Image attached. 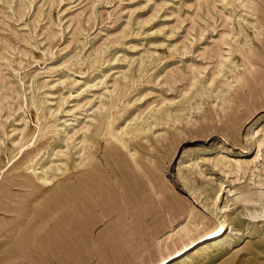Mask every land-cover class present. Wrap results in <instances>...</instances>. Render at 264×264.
<instances>
[{
  "label": "rangeland",
  "instance_id": "374dc122",
  "mask_svg": "<svg viewBox=\"0 0 264 264\" xmlns=\"http://www.w3.org/2000/svg\"><path fill=\"white\" fill-rule=\"evenodd\" d=\"M91 163L110 213L56 224L48 198ZM136 208L164 229L119 261L100 238ZM222 220L167 264H264V0H0V264H146Z\"/></svg>",
  "mask_w": 264,
  "mask_h": 264
},
{
  "label": "bare ground",
  "instance_id": "6f19581e",
  "mask_svg": "<svg viewBox=\"0 0 264 264\" xmlns=\"http://www.w3.org/2000/svg\"><path fill=\"white\" fill-rule=\"evenodd\" d=\"M113 132H110V134L108 133V135H111L112 137H116V132H114V134H111ZM84 142L86 143L92 142V137L91 136L86 137ZM112 151L111 150L107 151L108 153L107 157L109 156V159H111V164H112L107 167L108 171L111 172V175L115 176L116 179L120 178L118 180L123 181L120 183V186L121 184L123 185L124 183L126 184V187H127L130 182V179L125 169L126 163L124 162V160H121L120 157L118 158L116 156V153ZM103 160L106 161L107 159L105 158ZM76 166L77 165L74 164L72 159L69 158L65 160L64 162L60 163L59 165H57L55 170L60 173H64L66 171H70ZM94 167H95V164L93 163L92 165L91 163V166L89 165V167L86 169V172L82 174L81 178L79 177L80 178L79 182H81V185L79 188H77V191L74 185L71 186L69 184V185L63 186L61 191L58 192L56 195H52V196L50 195V198H48L50 200V205L47 206V210L48 211L51 210V212L56 210L59 215L56 219V222H55L56 224H61L63 226L70 227V228L77 227L79 225L86 226V227L87 225H89V227H91L94 206L100 208L103 214L108 213L110 211L109 210L111 208L109 204L110 202H107L106 201L107 199L103 197L106 189L104 188L99 178V175H100L99 171L97 170L98 172L96 173V170ZM92 169H94L93 172H92ZM44 173L45 172H43V174ZM35 176L41 179V181L43 182L47 183L49 181V179L45 177L44 175L40 177L39 175L35 174ZM54 176L55 175H53L52 177ZM219 194H220V190L217 191V195L213 198L214 204L216 203L219 197ZM93 196L95 200L93 201L94 203H92V200H91ZM241 201L250 202L252 200L249 197H245ZM128 215L131 216L130 223H128V226H129L128 228H130L128 232L119 230L118 227L115 226V224L113 223L114 225H111L101 238L99 237L101 239L100 242L106 245H109L110 246L109 248L112 247L113 254H114L113 256L120 259L119 261H124L127 258L131 259V258H137V257H146L147 254L148 253L150 254L155 248V246L153 248L154 239L157 238V236L164 229L163 224L160 222V219L157 218L152 213V211L147 208L145 209L136 208L134 211H130ZM249 215H251V217L258 216V215H253V213H250ZM146 216L147 217L150 216L149 221H147ZM237 219H238V215L236 214L233 217H230L229 223L230 224L232 223L234 226H236ZM146 221H147V225L145 224ZM144 225L146 226L144 227ZM227 227H228L227 222L225 220H222L220 222V225L217 227V229L205 235L199 236L195 240L191 241L188 244H184L182 247H180L176 251H173L172 253H168V254L160 253L161 257L159 256V258L158 256L157 257L150 256L146 264H167L169 261L173 260L174 258H177L181 256L182 254H184L186 251H189L190 249L194 248L196 246L194 245L195 243L198 244L199 242H202L204 240H208L210 238L219 236V234L225 228L227 229ZM143 228H146L145 231L143 230ZM190 231L191 229L189 228H183L179 230L178 232L168 234V236H166L165 239L160 240L159 242H157V244L159 243L164 244L174 237L182 239L183 236L187 237ZM224 233H225V230H224ZM126 242L129 244H125V247L122 246L123 243H126ZM215 246L216 245L211 244L210 246L204 247L202 250H200V252H202L201 254H206L207 253L206 249L210 247H215ZM246 248L253 252L259 251L256 243L255 244L249 243ZM164 249L167 252H169V248L167 245H165ZM66 254L69 255V253H66ZM194 257L195 256L191 255L190 259L188 258L189 259L188 261L186 260V257H185L183 259V262H178L176 264H196L197 262L194 261Z\"/></svg>",
  "mask_w": 264,
  "mask_h": 264
}]
</instances>
